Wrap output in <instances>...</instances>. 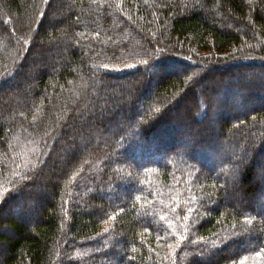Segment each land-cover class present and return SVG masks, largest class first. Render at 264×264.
<instances>
[{"label": "trees", "instance_id": "16d2710c", "mask_svg": "<svg viewBox=\"0 0 264 264\" xmlns=\"http://www.w3.org/2000/svg\"><path fill=\"white\" fill-rule=\"evenodd\" d=\"M253 69L264 0H0V264H264Z\"/></svg>", "mask_w": 264, "mask_h": 264}, {"label": "rangeland", "instance_id": "374dc122", "mask_svg": "<svg viewBox=\"0 0 264 264\" xmlns=\"http://www.w3.org/2000/svg\"><path fill=\"white\" fill-rule=\"evenodd\" d=\"M230 26H228V28H229ZM221 71H223V70H221ZM222 74V78L224 77V76H226L228 73L226 72H222L221 73ZM232 74H234L235 75V77H236V79H237V81H234V83L235 84H238V85H242V86H244V87H246V88H251V87H253L255 90L257 89V90H264V71H262V69H253V70H251V73H249V71L247 72V74L246 73H241V74H238L237 75V72H232ZM240 76V77H239ZM226 79V78H225ZM226 80H230V78H228V79H226ZM203 86H209V84H206V83H202L201 84V86L200 87H198V90L200 91L201 89H203L204 87ZM230 95H233V99L231 100V99H229L228 100V103L230 104H228L229 106H230V114H231V117H238V116H240L245 110H247V109H249V108H247V107H249L247 104H243L242 106H240V104L238 103L239 101V98H236L237 97V95L235 96L233 93H231ZM234 97L237 99H234ZM244 102V101H243ZM241 103V102H240ZM245 103V102H244ZM264 104V102H262V100H261V102L258 100V102H257V104L256 105H263ZM244 110V111H243ZM172 116L174 117V118H179V116H178V114H179V109H177V110H175V111H173L172 110ZM113 114H112V112L110 111V113L108 114V116H111V117H113L112 116ZM211 116H212V114H211ZM116 117V116H115ZM213 117V116H212ZM122 119V118H121ZM217 119H219V118H215V117H213L212 118V124L210 125V128H212L215 132L217 131V126H218V123H219V121L220 120H217ZM197 127H198V129H199V131L200 132H203L204 130H206V128L208 129V125H205L204 124V122H201V123H199V124H197ZM205 128V129H204ZM179 132H181V131H179ZM181 135L183 136L182 138H183V140H182V144H179V145H181V146H179V148L181 149V150H183V151H190V148L189 147H187L186 145H185V143H183V141H185L186 139H187V131H183V132H181ZM196 158V157H195ZM196 159H199V158H196ZM215 159H217V158H215ZM203 163V162H202ZM209 165V162H205V163H203V166L204 167H209L208 166ZM259 168L257 169L258 170V172H257V174L256 175H258V174H261V171L264 169V167H262L261 166V164H259V166H258ZM259 176V175H258ZM232 202V204H234V205H237V207H241V206H244V201L242 200V196H241V198L239 197V198H237L236 200H232L231 201ZM231 204V205H232ZM258 208V210H261L262 209V207H260V206H258L257 207Z\"/></svg>", "mask_w": 264, "mask_h": 264}]
</instances>
